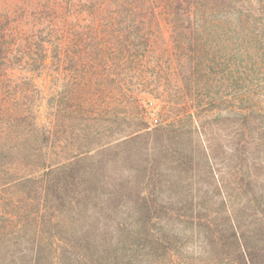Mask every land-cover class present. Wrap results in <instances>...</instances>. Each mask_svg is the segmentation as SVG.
Returning a JSON list of instances; mask_svg holds the SVG:
<instances>
[{"label": "trees", "instance_id": "obj_1", "mask_svg": "<svg viewBox=\"0 0 264 264\" xmlns=\"http://www.w3.org/2000/svg\"><path fill=\"white\" fill-rule=\"evenodd\" d=\"M211 81L212 153L195 125L202 103L193 94ZM263 81L264 0H0V264H129L133 244L122 243L129 218L111 240L105 223L96 225L109 212L102 196L114 202L123 183L106 182L99 167L84 163L94 151L150 139L160 150L175 143L174 162L185 170L202 159L209 165L224 207L212 219V254L228 264H264V196L248 193L242 164L262 160L264 109L246 107L244 87ZM143 93L168 112L151 129ZM223 116L232 131L221 128ZM184 119L195 125L204 156L181 150L193 132ZM222 138L235 144L224 149ZM162 158L146 165L143 199L156 210L173 205L162 198L165 186L178 187ZM222 161L239 165L230 168L247 198L239 207L226 205ZM18 201L29 207L16 210ZM165 247L157 241L150 251Z\"/></svg>", "mask_w": 264, "mask_h": 264}, {"label": "rangeland", "instance_id": "obj_2", "mask_svg": "<svg viewBox=\"0 0 264 264\" xmlns=\"http://www.w3.org/2000/svg\"><path fill=\"white\" fill-rule=\"evenodd\" d=\"M39 83L43 85L45 92L49 94L51 83L48 77L44 76L39 80ZM244 90L249 91L245 97L248 98L246 107L264 109V83L258 86L253 83L245 86ZM193 94L202 103L197 110L199 119L195 125L200 126L202 139L212 153V115L216 113L212 104V81L209 89L197 86ZM151 101L155 103L153 110L148 106ZM141 103L146 117L145 121L150 124V129L168 116L165 103L153 94L143 93ZM45 115L46 106L44 104L41 108V119L44 120ZM224 120L225 117H221V128L232 131L233 129L229 128L232 121ZM255 121L258 124V120ZM181 123L184 129L193 130L190 133L191 137H189V134L185 135L186 138L183 140L185 144L181 146V150L187 151L188 148H193L196 149L195 155L199 152L201 156H204L203 151H199L202 146L195 128H193L195 125H192L189 119H184ZM227 129L226 131H228ZM221 143L225 149L226 147H232L235 140L234 138H222ZM216 144H219V142H216ZM176 148L174 143L171 147L166 144V147L160 150L159 144L150 139L146 143L138 141L120 146L112 145L104 148L99 153L97 151L92 152L93 157L88 158L84 164L99 167L101 176L105 178L106 182L123 183V185L117 187L118 191L114 202L108 203L107 196H102L106 204H110L108 207L109 212L104 209L102 212L104 217L101 215L102 218L96 222V225L102 226L105 223L110 231L108 236V239H110L115 235L114 228L118 221L129 218L127 226L129 229L123 237L124 242H122H127L128 245L133 244L131 251L127 253L130 254L131 261L129 257H125L129 264H228L229 258L226 255L222 253L217 256L212 254V219L217 211L224 213V207L215 190V181L207 172L209 171V165H207L205 159H202L199 167H190L188 170L182 168L181 165L179 167L178 163L174 162L177 159H174L172 153L173 149ZM259 148L261 163L257 164L249 159L242 163L247 178L243 184L249 194L256 191L263 192L264 196V142L260 143ZM221 153V159L224 157L227 160L228 155L223 151ZM161 155L163 156L162 167L166 170L167 180L178 181V187L171 189L169 186H165L162 198H170L173 205H166L156 210L157 208L151 209L145 203L143 197L144 195L148 196L146 165H151L152 161L157 160ZM218 163L216 168L221 169L223 172L222 178L227 185L228 200L226 205L230 206L232 203L231 205L235 207L241 206L247 198L246 194L235 190L238 183L241 184V180L238 179L235 173L231 175L230 168L237 166L236 162L228 164L226 161H222ZM225 163L227 168H224ZM236 180H238V183ZM11 192L14 197L13 201L14 199H20V192H13V190ZM0 200L3 203L2 199ZM95 202V200L90 202V208L99 211V206L96 207ZM13 205L16 210L21 211L25 207H29L23 201H18ZM5 208L8 207L5 206ZM93 220L94 217L89 219L88 222H95ZM168 231L174 232V236L167 238L166 232ZM157 241L165 243L166 247L160 248L157 253L152 250L151 253L150 247H153V244H156Z\"/></svg>", "mask_w": 264, "mask_h": 264}, {"label": "built area", "instance_id": "obj_3", "mask_svg": "<svg viewBox=\"0 0 264 264\" xmlns=\"http://www.w3.org/2000/svg\"><path fill=\"white\" fill-rule=\"evenodd\" d=\"M149 108L151 109V110H153L154 108H155V103H154V101H151L150 103H149Z\"/></svg>", "mask_w": 264, "mask_h": 264}]
</instances>
